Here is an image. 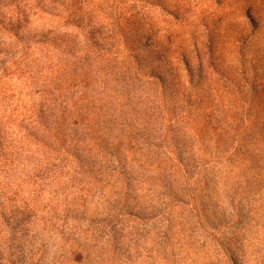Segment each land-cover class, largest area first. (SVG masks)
<instances>
[{"label": "rangeland", "instance_id": "rangeland-1", "mask_svg": "<svg viewBox=\"0 0 264 264\" xmlns=\"http://www.w3.org/2000/svg\"><path fill=\"white\" fill-rule=\"evenodd\" d=\"M0 264H264V0H0Z\"/></svg>", "mask_w": 264, "mask_h": 264}]
</instances>
